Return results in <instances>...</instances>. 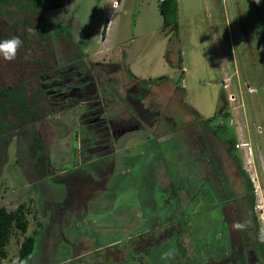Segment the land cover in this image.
Instances as JSON below:
<instances>
[{
	"label": "rangeland",
	"instance_id": "374dc122",
	"mask_svg": "<svg viewBox=\"0 0 264 264\" xmlns=\"http://www.w3.org/2000/svg\"><path fill=\"white\" fill-rule=\"evenodd\" d=\"M159 2L45 0L40 15L0 2V41H23L14 60L0 55V88H13L0 96V205L23 202L28 219L0 264L28 233L23 264H264V0H178V35ZM88 72L112 125L85 149ZM17 91L35 118L21 122Z\"/></svg>",
	"mask_w": 264,
	"mask_h": 264
},
{
	"label": "trees",
	"instance_id": "16d2710c",
	"mask_svg": "<svg viewBox=\"0 0 264 264\" xmlns=\"http://www.w3.org/2000/svg\"><path fill=\"white\" fill-rule=\"evenodd\" d=\"M54 1H56V0H54ZM0 2H3V3L14 2L17 8H19V9L31 8L32 11L36 10V12L39 13V15L44 11V9L48 8L45 5V0H0ZM9 11H11L10 8H9ZM159 11H160V14L162 16L163 24L164 25H170L171 28L173 29L174 34L178 35V29H179L178 19H177V17H178V0H160ZM101 31L105 32L104 26L102 27ZM181 60H182V57H181V55H179V58H178L179 66L178 67H180V65H181ZM37 76L39 78L41 76V74H38ZM160 77L166 78L167 76L163 74ZM95 81L96 80H95L94 76L92 75V73L90 74L89 72L87 75H85V80H83V81L78 80L77 81L79 83V87H80L79 90H81L82 87L84 88L89 83H92V84L94 83L93 84V93L90 92V94H88V96H89L88 99L92 100V107L91 106L87 107L88 105L85 107V109H86V112H85L86 120H85V123L80 124V126L82 127V130H83V134H85L86 130L88 133V130H89L90 135H92V136L96 135V134H94V128H93V127H95V125L90 126L89 123L90 122H96V120L94 119V117L96 115H99V119L103 120V117H102L103 112H100V111L102 109L104 110V105L99 100L98 90L96 88H94V86L96 87ZM12 89L13 88H12L11 84L6 85L5 87H1L0 88V96L3 95L4 93H6L7 91L11 93ZM38 91H42V92L45 91L43 85H40L38 87ZM14 94L17 95L16 96L17 101L20 103V107H17L20 109V111H17V114L19 116V119H21V122L24 120L28 121V120L32 119L34 117V115H35L34 113H36V111L32 109L31 103L27 102V98L24 96V94L21 91H17ZM31 100L33 102H35V101L37 102L36 98H32ZM74 100H75V98H74ZM15 101H16V99H15ZM89 102H91V101H89ZM37 106H39V103H37ZM6 107H7V105L5 103H2V100L0 99V125L4 124V122H5L3 120V118H4L3 116L5 114ZM40 107H41V105H40ZM43 108L45 109L46 106H44ZM213 117H214V115L208 116L206 118V120H210ZM84 124H85V126H84ZM86 126H90L92 128L89 129V128H86ZM28 132H30V137H31V139L29 141V145H28L29 151L35 157V168H36L37 175L39 178H42V177L47 175V165H46L47 157L40 150L42 147V144H41V141L39 140L38 134L35 132L34 128L30 127V130H28ZM90 135H89V140L87 138H84V139H86L85 144L87 145L85 147V149L86 148L89 149L92 146V140H96L95 137L91 138ZM85 144L82 143V146L79 145V147L82 148L81 151H82L83 155L88 153L85 151V149H83ZM235 158L234 159L236 160L237 165L239 166V168L242 172L243 178L247 180V181L246 180L245 181L247 184L246 188L248 189L250 208L253 209L255 193L253 190L252 181L249 178L248 173L242 167V164L239 161V158H237L236 156H235ZM263 205H264V200H263ZM25 212H26V210H25V206H24L23 202L19 203L15 208H11V209L6 208L4 205H0V259L6 255L5 244L8 241V238H9V235L12 231L13 225L18 227L20 229V231H22V232L26 231V229L28 227V219L26 217ZM38 223L42 224V222H40V220L38 221ZM35 235L36 234H34V233H28L24 236V238L22 239V241L20 243L17 260L14 262V264H23L24 260L33 251L34 245H35V237H36ZM258 253L260 255L259 250H258Z\"/></svg>",
	"mask_w": 264,
	"mask_h": 264
},
{
	"label": "clouds",
	"instance_id": "9594fccd",
	"mask_svg": "<svg viewBox=\"0 0 264 264\" xmlns=\"http://www.w3.org/2000/svg\"><path fill=\"white\" fill-rule=\"evenodd\" d=\"M256 3L259 4L260 0H256ZM22 46L23 41L18 36L0 41V55H2L5 60L12 61L17 57L18 51ZM248 226L249 221L241 222L239 220L234 221L231 225L232 229L235 231H244ZM258 239L260 242L264 243V226L259 229Z\"/></svg>",
	"mask_w": 264,
	"mask_h": 264
},
{
	"label": "flooded vegetation",
	"instance_id": "af4514ba",
	"mask_svg": "<svg viewBox=\"0 0 264 264\" xmlns=\"http://www.w3.org/2000/svg\"><path fill=\"white\" fill-rule=\"evenodd\" d=\"M95 83H96V81H95ZM90 101V99L88 100V102ZM90 104L92 103V100H91V102H89ZM92 110V109H91ZM102 117H103V120H101V119H99V115H96L95 117H94V119L96 120V122H97V124L95 125V126H99V128L101 129L100 130V138L99 139H96L95 140V142H99L100 144H102V147H103V145H104V142H105V140H106V135H108L109 134V132H111L110 130H108V126H109V124H111L112 125V123H111V121H110V119L111 118H108L107 116H105L104 114L102 115ZM101 121V122H100ZM101 123V124H100ZM114 123V122H113ZM91 126V125H90ZM96 129H98V127H94V131L96 130ZM112 137H114V133H113V135H112ZM116 137V136H115ZM104 157H106V156H104Z\"/></svg>",
	"mask_w": 264,
	"mask_h": 264
},
{
	"label": "crops",
	"instance_id": "0c3cea01",
	"mask_svg": "<svg viewBox=\"0 0 264 264\" xmlns=\"http://www.w3.org/2000/svg\"><path fill=\"white\" fill-rule=\"evenodd\" d=\"M129 131V130H128ZM80 257V256H79Z\"/></svg>",
	"mask_w": 264,
	"mask_h": 264
},
{
	"label": "built area",
	"instance_id": "2783aa9c",
	"mask_svg": "<svg viewBox=\"0 0 264 264\" xmlns=\"http://www.w3.org/2000/svg\"><path fill=\"white\" fill-rule=\"evenodd\" d=\"M264 210V209H263Z\"/></svg>",
	"mask_w": 264,
	"mask_h": 264
}]
</instances>
